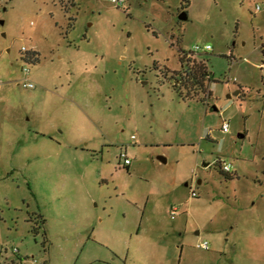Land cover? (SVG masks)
I'll list each match as a JSON object with an SVG mask.
<instances>
[{"label":"rangeland","instance_id":"1","mask_svg":"<svg viewBox=\"0 0 264 264\" xmlns=\"http://www.w3.org/2000/svg\"><path fill=\"white\" fill-rule=\"evenodd\" d=\"M11 263L264 264V0H0Z\"/></svg>","mask_w":264,"mask_h":264},{"label":"trees","instance_id":"2","mask_svg":"<svg viewBox=\"0 0 264 264\" xmlns=\"http://www.w3.org/2000/svg\"><path fill=\"white\" fill-rule=\"evenodd\" d=\"M59 4L65 10L67 5L71 4V0H59ZM33 55L36 56L37 60L35 62H37L39 54L36 52H32V56ZM184 57L186 56L184 55L180 57V64L183 61H185ZM187 61L192 63L191 66L190 65L187 66V68L185 69L186 72H177L176 75L179 76V78H181V80L183 81V88L186 90L185 97L194 98L197 92L191 93V88L189 87V85L192 87H196L199 90V92L204 93L206 89V81L210 80V76L209 73L207 72V68L206 65H204V63H195L191 59H187ZM174 90H180V89L175 88ZM11 264H15V263H11Z\"/></svg>","mask_w":264,"mask_h":264},{"label":"built area","instance_id":"3","mask_svg":"<svg viewBox=\"0 0 264 264\" xmlns=\"http://www.w3.org/2000/svg\"><path fill=\"white\" fill-rule=\"evenodd\" d=\"M108 1L110 3H112V4H114L117 7L123 6V3H124V0H108ZM256 9L258 10V7ZM210 50H211L210 45H204V46H198V45H196V46L193 47L192 53L190 55H187V57H191V55L193 53H197V52H209ZM22 51L24 53L27 52V50H25V49H23ZM22 73H23V75L27 76V74L29 73V71H28L27 68L24 67V68H22ZM22 86L25 89H31V88H33L32 84L27 83V82H24ZM228 129H229L228 124L227 123H223L222 124V132L227 133L228 132ZM119 157H120V160H122V162H123V166H128L130 164V161L126 157L125 153H121ZM221 170L224 173L229 174L232 171V166L229 163L223 162L222 165H221ZM190 195H191V197H196V194H195L194 191H191L190 192ZM172 214H174V211H172ZM200 247L206 249V245L205 244L201 245Z\"/></svg>","mask_w":264,"mask_h":264},{"label":"water","instance_id":"4","mask_svg":"<svg viewBox=\"0 0 264 264\" xmlns=\"http://www.w3.org/2000/svg\"><path fill=\"white\" fill-rule=\"evenodd\" d=\"M178 20L180 21H186L187 20V14L185 12H181L179 15H178ZM238 94V93H237ZM239 137H243V135H240ZM161 162H165V159L164 158H158ZM209 166V163H202V167L203 168H206ZM185 186H187V184H185Z\"/></svg>","mask_w":264,"mask_h":264},{"label":"crops","instance_id":"5","mask_svg":"<svg viewBox=\"0 0 264 264\" xmlns=\"http://www.w3.org/2000/svg\"><path fill=\"white\" fill-rule=\"evenodd\" d=\"M30 50H32V51H36V53L38 52L35 48H30V49H28V52L27 53H31V54H29V55H32V51H30ZM130 165V164H129ZM128 165V166H129ZM127 167V166H126Z\"/></svg>","mask_w":264,"mask_h":264},{"label":"flooded vegetation","instance_id":"6","mask_svg":"<svg viewBox=\"0 0 264 264\" xmlns=\"http://www.w3.org/2000/svg\"><path fill=\"white\" fill-rule=\"evenodd\" d=\"M178 72H186L185 70H179Z\"/></svg>","mask_w":264,"mask_h":264}]
</instances>
